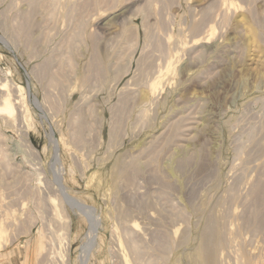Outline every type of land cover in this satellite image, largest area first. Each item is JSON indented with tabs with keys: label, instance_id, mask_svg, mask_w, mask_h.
I'll return each instance as SVG.
<instances>
[{
	"label": "rangeland",
	"instance_id": "obj_1",
	"mask_svg": "<svg viewBox=\"0 0 264 264\" xmlns=\"http://www.w3.org/2000/svg\"><path fill=\"white\" fill-rule=\"evenodd\" d=\"M0 264H264V0H0Z\"/></svg>",
	"mask_w": 264,
	"mask_h": 264
},
{
	"label": "bare ground",
	"instance_id": "obj_2",
	"mask_svg": "<svg viewBox=\"0 0 264 264\" xmlns=\"http://www.w3.org/2000/svg\"><path fill=\"white\" fill-rule=\"evenodd\" d=\"M6 109H8V107Z\"/></svg>",
	"mask_w": 264,
	"mask_h": 264
}]
</instances>
